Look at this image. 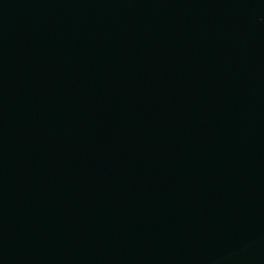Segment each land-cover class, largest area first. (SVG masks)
Listing matches in <instances>:
<instances>
[{"label": "water", "instance_id": "95a60500", "mask_svg": "<svg viewBox=\"0 0 264 264\" xmlns=\"http://www.w3.org/2000/svg\"><path fill=\"white\" fill-rule=\"evenodd\" d=\"M0 264H264V0H0Z\"/></svg>", "mask_w": 264, "mask_h": 264}]
</instances>
